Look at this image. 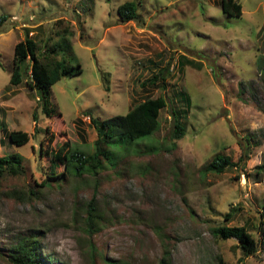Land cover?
Wrapping results in <instances>:
<instances>
[{"label":"rangeland","instance_id":"obj_1","mask_svg":"<svg viewBox=\"0 0 264 264\" xmlns=\"http://www.w3.org/2000/svg\"><path fill=\"white\" fill-rule=\"evenodd\" d=\"M123 1L0 0V121L30 135L18 145L0 128V155L18 153L24 168L0 179V264H13L10 248L28 233L55 264H160L165 252L170 264H264V0H239L240 16L220 0H134L137 17L125 21ZM26 28L40 50L55 44L57 58L80 63L52 84V116L24 80L9 81ZM159 72L163 79L147 82ZM159 94L160 126L129 151L116 149V165L39 184L50 175L45 150L65 139L94 150L90 116L125 113ZM172 109H183L180 138L170 135ZM216 154L236 164L202 169ZM220 224L246 226L258 249L243 254L235 237L215 234Z\"/></svg>","mask_w":264,"mask_h":264},{"label":"trees","instance_id":"obj_2","mask_svg":"<svg viewBox=\"0 0 264 264\" xmlns=\"http://www.w3.org/2000/svg\"><path fill=\"white\" fill-rule=\"evenodd\" d=\"M222 10L230 15L240 16L242 12L239 0H220ZM120 19L125 21L137 17V3L134 0H125L117 7ZM5 14H0V25L6 19ZM26 28L25 35L19 39L13 47V67L10 72L9 81L11 84H18L24 80L25 85L37 91V100L40 103L41 110L47 116L56 113L52 104V84L63 75H71L81 71L80 63L71 64L64 58H57L55 55L56 45L45 44L47 47L39 49L37 40L28 34ZM30 59L29 72L25 71L23 64ZM189 63L194 61L188 60ZM159 78L163 79V73H154L147 82L154 83ZM146 82H143V84ZM180 97L190 104L188 94L183 91L179 93ZM166 105V95L159 94L155 97H147L137 104L133 105L125 113L114 114L105 118H96L90 116V122L96 130L94 139V150L85 152L78 147L73 146L69 140L65 139L56 149L45 153L50 155V175L44 178L40 185H47L48 178L61 176L65 178L68 175L81 176L85 173L96 176L100 169L108 165L118 163V150H130V145L134 140H143L145 136H150L160 126L159 112ZM183 109L177 111L172 109L173 129L171 138H180L184 135L186 125L182 120ZM36 113L34 119L36 120ZM0 128L5 131L9 140L15 144H24L29 140V133L22 129H7L4 121H0ZM48 127H46V131ZM51 138L54 136L51 133ZM50 138V139H51ZM150 138V137H149ZM145 139V138H144ZM114 143L115 146H112ZM122 145V146H121ZM113 147H116L113 149ZM248 150L243 151L240 159L248 156ZM236 162L227 154H216L212 159L203 165L205 171L222 172L228 167L235 165ZM61 170L58 171V168ZM264 170V164L257 165V172ZM24 171L21 157L16 152L0 155V179L5 173L19 174ZM27 193H33L32 188ZM24 192V191H23ZM26 192V191H25ZM24 192V194H25ZM231 212L225 213L227 219ZM264 223V220H261ZM87 226L95 223L94 212L87 210L85 218ZM216 235L221 238L235 237L242 249L243 254L255 253L258 249V240L252 232L244 225L220 224L215 229ZM264 241V227L262 228ZM39 240L36 234L28 233L18 236L16 242L10 248L8 259L13 264H55L49 257H44L40 251ZM89 255H92L89 249ZM108 262V261H107ZM160 264H170L168 255L165 254L159 259ZM122 264H127L122 262ZM219 264H224L219 257Z\"/></svg>","mask_w":264,"mask_h":264}]
</instances>
